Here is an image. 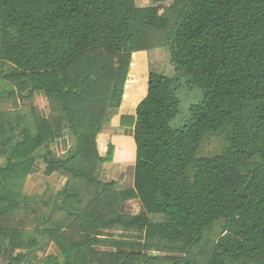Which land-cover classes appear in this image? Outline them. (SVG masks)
Here are the masks:
<instances>
[{
	"label": "trees",
	"instance_id": "1",
	"mask_svg": "<svg viewBox=\"0 0 264 264\" xmlns=\"http://www.w3.org/2000/svg\"><path fill=\"white\" fill-rule=\"evenodd\" d=\"M140 51L145 93L135 115L121 116L134 124V184L118 190L97 178L114 144L102 157L96 137L119 115ZM183 86L200 87L203 98L188 123L173 127ZM36 93L48 100L47 118L26 105ZM0 96L15 107L0 111V187L42 160L47 174L96 188L69 210L71 228L85 234L44 264H264V0H0ZM65 130L73 145L58 155L51 145ZM210 137L221 149L206 154ZM71 185L57 193V207L79 196ZM17 198L0 191V212ZM131 199L143 212L122 213ZM131 231L135 240L124 236ZM14 249L0 264H19Z\"/></svg>",
	"mask_w": 264,
	"mask_h": 264
},
{
	"label": "crops",
	"instance_id": "2",
	"mask_svg": "<svg viewBox=\"0 0 264 264\" xmlns=\"http://www.w3.org/2000/svg\"><path fill=\"white\" fill-rule=\"evenodd\" d=\"M136 53L138 57L135 62H132L133 67L131 69L135 78L126 87L119 115L110 124L104 126L96 137L97 149L102 157L107 155L110 143L114 144L113 160L104 162L99 166L97 178L104 183L113 182L114 187L118 190L133 186L134 180L130 169L135 168L136 160L133 120L127 118L123 121L121 116L135 115L136 106L139 102L137 96L145 93L144 84L148 78L146 56H144L146 52ZM144 72L145 77L141 80L140 76H143ZM18 102H20V99H18ZM22 105H25V102ZM26 105L35 108L41 117L47 118L50 115L48 100L42 93H36L34 97L26 101ZM13 110H15L13 100L6 96H0V111ZM72 145L71 132L65 130L63 135L51 145V148L56 154L63 155L71 149ZM4 162L5 157L0 156V167ZM71 177L69 174L58 171L47 174L46 164L39 160L34 164L32 172L24 179L11 178L9 189L3 188L1 185V193L10 196L16 194L21 203L15 207H7L5 211L0 212V230L3 232L0 238V249L2 250L0 256L6 255V257H9L12 254L10 253L12 247H15L12 252L14 255L20 254L19 264H44L45 258L49 256L63 259L60 244L67 246L76 241V238L80 239V236L85 234L84 229H82L85 228L84 226L79 225L71 228V224L74 223L76 217L72 219L69 210L80 209L96 192V188L88 189L86 183L85 188L82 189L79 187L81 181L74 180V182L72 181L71 191L79 193V196L68 197L67 200L71 203L70 207H57L55 203L56 195L71 180ZM78 198H81L82 202L80 204ZM134 200L139 204V211L132 213L133 215L143 212L140 200L124 201V203H130ZM122 213L131 214L126 211H122ZM101 230L106 233L105 231H116L117 229ZM99 237L105 238L107 236L101 235ZM100 245L105 246L104 244H94V247L97 248ZM26 252L28 254L24 256Z\"/></svg>",
	"mask_w": 264,
	"mask_h": 264
},
{
	"label": "rangeland",
	"instance_id": "3",
	"mask_svg": "<svg viewBox=\"0 0 264 264\" xmlns=\"http://www.w3.org/2000/svg\"><path fill=\"white\" fill-rule=\"evenodd\" d=\"M171 0H137V4L139 6H152L154 4H164L167 5L170 3ZM146 56V69L148 68V62H147V55ZM137 53H133V58H132V62H135L136 58H137ZM166 62L162 61L159 64L160 65H164ZM133 65H131V69H132ZM171 65V69L173 70L174 67ZM160 71V70H159ZM168 74V73H167ZM145 77V72L143 74V76H140L141 80H143ZM177 95L179 96L180 100H181V105H180V113L176 116L175 119H173V121L171 122L173 127H182L184 126L186 123L189 122L190 120V106L194 103H197L199 101L202 100L203 98V90L198 87V86H194V87H187V86H183L180 87L177 91ZM49 104V103H48ZM221 149V142L220 139L215 138V137H210L209 139H207L204 143L203 146V152L206 154H210V153H214L218 150ZM134 167L130 169V171L132 172V179L134 180ZM129 176V174H128ZM74 180H78L81 181L79 183V187H81L82 189L85 188V180L82 178H74L71 177V181L74 182ZM78 184V183H77ZM114 189H116V187H113ZM121 211H126L129 213H136L139 211V204L137 203L136 200L134 201H130V203H124V205L121 208ZM151 217L154 219L156 217V215H151ZM75 216H72V219H74ZM108 237H110L112 234H120L122 231H114V230H109V231H105ZM113 232V233H112ZM75 233V232H74ZM124 236L127 240H135L137 237V234L133 231L131 232H127L124 233ZM78 240V238H76ZM97 248H99L100 250L102 249H109L107 246H103L100 245ZM148 254H154L157 253L159 255H167L169 254L168 252H157V251H147Z\"/></svg>",
	"mask_w": 264,
	"mask_h": 264
}]
</instances>
